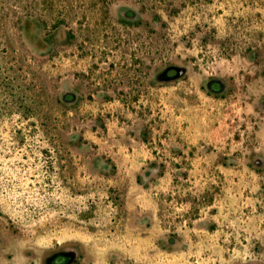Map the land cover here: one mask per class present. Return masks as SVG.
Here are the masks:
<instances>
[{
	"label": "flooded vegetation",
	"instance_id": "af4514ba",
	"mask_svg": "<svg viewBox=\"0 0 264 264\" xmlns=\"http://www.w3.org/2000/svg\"><path fill=\"white\" fill-rule=\"evenodd\" d=\"M137 1L71 0L62 9L61 0H0V123L13 122L8 153L21 151L22 162L32 160L43 192L60 184L62 171L69 173L70 189L78 171H91L110 178L107 190L121 198L108 243L85 247H35L33 234L0 210V264H179L188 257L197 259L185 263L203 264L208 241L229 256L227 264H264V96L245 104L238 120L247 126L251 112L261 117V137L233 135L190 147L181 131L158 117L162 99L185 108L190 81L216 100L235 88L222 74L198 72L183 57L157 63L142 52L151 48L156 26ZM62 63L71 65L69 72ZM83 108L95 113L89 114L93 120L78 114ZM62 111L72 115L63 137ZM254 143L262 145L259 151ZM207 153L213 158L205 160L213 161L195 168V158ZM236 176L258 185L246 186L241 196L247 223L260 222L252 232L255 244L238 245L223 228L231 224L221 200L235 191ZM130 192L149 200H135L129 210L124 193Z\"/></svg>",
	"mask_w": 264,
	"mask_h": 264
},
{
	"label": "rangeland",
	"instance_id": "374dc122",
	"mask_svg": "<svg viewBox=\"0 0 264 264\" xmlns=\"http://www.w3.org/2000/svg\"><path fill=\"white\" fill-rule=\"evenodd\" d=\"M61 1L65 2L61 3L62 9L70 6L71 0ZM137 2L153 18L151 23L156 26L153 41L148 46L151 48L142 47V52L152 54L157 63L183 57L198 72L216 71L222 74L235 88L233 95L236 96L216 100L207 98L196 83L190 81L188 95L183 101L186 107H169L162 99V108L156 110L160 120L171 126L174 132L181 131L188 138L190 147L210 139L229 138L233 135L253 139L261 137V117L251 112V123L245 125L246 130L239 121L240 114L244 111L243 106L264 96V0ZM138 36L142 42L143 36ZM69 66L62 63V71L69 72ZM85 108L94 110L88 103ZM78 114L82 118L88 117V120H93L96 116L90 117L89 114L95 113H85L84 108ZM71 118L69 112H61L62 137L69 131ZM113 120L108 115V127L112 126ZM231 121L235 122L234 134H230V131L233 132ZM0 125V210L3 214L33 234L31 243L35 247L42 248L57 243H76L83 247L89 243H108V228L111 220L118 216L116 205L121 199L115 192L107 190L112 180L97 177L91 171L86 174L78 171L77 184L74 189H70L69 173L62 171L60 184L50 183L43 192L38 183V169L32 165V160L27 164L22 162L19 155L21 151L18 154L8 153V149H11L9 130L13 122L10 124V120L3 119ZM261 147L259 143L253 144L254 150L259 151ZM209 156L213 158L209 153L201 154L199 159L195 158V168L203 166L204 162L209 165L213 161L205 160ZM196 183L195 181L194 184ZM248 185H253L254 190L258 188L254 179L251 181L246 176H236L232 184L235 191L224 192L221 200V209L229 214L231 224V228L229 223H225L223 228L225 232L232 233L238 245L248 242L255 244L257 239L254 233L260 230L258 219L252 224L247 223V210L243 209L245 200L241 196L245 195L244 190ZM124 195L129 210H132V202L135 200H149V197L143 198L144 195L141 198L135 197L133 192ZM251 226L252 231H249ZM208 244L210 254L202 256V261H198L203 264H227L229 256L217 254L216 246L209 241ZM185 259L193 262L197 257ZM185 259H180L179 264H189L187 261L185 263Z\"/></svg>",
	"mask_w": 264,
	"mask_h": 264
}]
</instances>
